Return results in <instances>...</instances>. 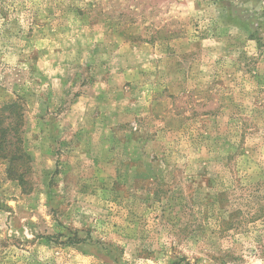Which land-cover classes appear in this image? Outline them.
<instances>
[{
	"label": "rangeland",
	"instance_id": "374dc122",
	"mask_svg": "<svg viewBox=\"0 0 264 264\" xmlns=\"http://www.w3.org/2000/svg\"><path fill=\"white\" fill-rule=\"evenodd\" d=\"M0 144V264H264V0H0Z\"/></svg>",
	"mask_w": 264,
	"mask_h": 264
},
{
	"label": "trees",
	"instance_id": "16d2710c",
	"mask_svg": "<svg viewBox=\"0 0 264 264\" xmlns=\"http://www.w3.org/2000/svg\"><path fill=\"white\" fill-rule=\"evenodd\" d=\"M10 130H11V132H12L13 135H11V139L7 141V145H8L9 147H10V146L14 147L15 149L13 150V152H16V150L18 149V148H17L18 140L12 142V140L15 139V135H14L15 132H16L15 127L11 128ZM3 143H4V141L2 142V144H3ZM2 144H0V146H1ZM20 157H21V155L19 156V158H20Z\"/></svg>",
	"mask_w": 264,
	"mask_h": 264
}]
</instances>
